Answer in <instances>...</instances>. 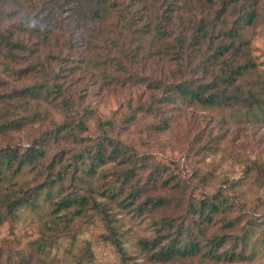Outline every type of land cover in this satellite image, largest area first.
Wrapping results in <instances>:
<instances>
[{"label":"trees","instance_id":"16d2710c","mask_svg":"<svg viewBox=\"0 0 264 264\" xmlns=\"http://www.w3.org/2000/svg\"><path fill=\"white\" fill-rule=\"evenodd\" d=\"M144 1L0 0L2 63H18L23 52L33 54L40 46L61 52L64 43L69 51L64 58L71 61L68 67H62L65 70L56 71L43 62L30 63L20 69L18 76L41 77L38 73L42 68L43 77L30 86L12 89L6 99L0 95V131L20 129L32 113H48L47 103L56 105L66 116L55 130L26 151L0 153V177L9 170L6 164L13 163V174L26 167L35 168L37 181L31 189L21 185L14 193L0 197V223L3 218L18 217L19 210L35 209L41 194L57 187L56 200H50L53 213H61L54 214L49 224L56 235L70 232L74 219L85 218L88 225L94 223L95 217L104 216L110 232L108 240L116 246L123 263L125 252L115 226L110 224L116 221L110 212L117 205L126 208L132 203L137 213L164 212L156 221L152 236L138 240L150 261L170 264L196 256L223 263L248 260L259 247L264 248V214L257 216L246 211L221 190L198 201L184 198L185 194L177 192L182 186L167 179L162 186L168 194L147 195L134 202L145 191L131 182L140 168L133 158L136 154L107 129L94 141V150L84 146L70 155V148L63 147L52 161L45 164L42 160L51 138L71 142L73 137L74 145L81 142L73 131L83 129L80 120L93 113V109L82 106L78 109L73 98L78 92L72 86L77 81L76 70L83 67L91 69L100 85H131L159 93L147 107L142 103L137 108L130 107L132 113L126 121L139 110L162 117V107L177 101L227 107L238 115L264 121V78L255 75L257 64L245 55L248 40L241 31L256 16L252 8L256 0H247L235 11L230 0H189L192 10H188V0L184 1L185 8L183 0H153L154 6ZM65 11L70 30L61 39L56 32ZM231 12L236 17L229 23ZM11 19L17 22L14 26L6 24ZM29 101H35V108L28 105ZM163 122L166 126V120ZM156 125V129L164 127ZM99 169H110L109 182H100L106 174L101 172L98 177ZM160 171L156 167L152 173L158 175ZM255 180L264 190V179L256 175ZM127 185L130 191L122 198ZM81 189L84 192H79ZM33 243L34 240L30 245Z\"/></svg>","mask_w":264,"mask_h":264},{"label":"rangeland","instance_id":"374dc122","mask_svg":"<svg viewBox=\"0 0 264 264\" xmlns=\"http://www.w3.org/2000/svg\"><path fill=\"white\" fill-rule=\"evenodd\" d=\"M246 1L230 0V7L235 11ZM144 3L154 6L153 0H145ZM187 6L188 10H192L189 0ZM252 8L256 16L251 24H244L241 30L242 37L248 40L245 55L256 62L258 72L255 75L260 74L264 78V0H256ZM65 13L67 12L61 13L64 21L57 25L59 30L56 36L61 39L70 30V25L67 24L69 15ZM235 17V13L231 12L229 23ZM16 23L11 19L6 24L14 26ZM64 44L61 52L53 47L42 46L33 54L23 52L18 63L7 60L2 63L0 59V95L6 99L12 89L30 86L36 79L43 77L42 68H39L38 73L41 77L31 74L18 76L20 69L30 63L39 65L37 62H43L55 71L68 67L70 60L64 58V55L69 51ZM48 53L60 57L54 58ZM91 72L90 68L77 69V81L72 84L77 88V94H80L73 96L75 106L78 109L81 106L93 109L92 115L80 120L83 129L79 127L81 129L73 131L81 142L74 145L73 137L71 142L54 141L51 138L46 147L47 153L42 159L45 164L55 159L54 155L63 147L70 148V155L84 146L94 150V141L107 129L110 135L120 137L125 146L136 154L133 158L140 168L131 182L144 187L145 191L134 202L143 200L147 195L168 194L162 186L163 180L167 179L169 183L177 182L182 186L177 192L185 194L184 198H195L198 201L207 194L221 190L236 199L246 211H252L257 216L264 214V190L255 180L256 175L264 179V121L238 115L227 107L185 104L184 101L163 106L165 112L162 117L139 110L133 113L130 121H126L132 113L130 107L137 108L141 103L147 107L159 93L147 92L143 87L131 85L106 87L100 85L101 81ZM34 102L29 101L28 105L35 108ZM0 105L2 106L1 103ZM46 105L48 113L42 110L32 113L20 129L0 131V153L11 151L20 154L26 151L35 141L45 137L65 120L64 111L52 103ZM107 120L112 123L104 124ZM165 120L166 126L163 122ZM158 123L164 127L156 129ZM0 163L3 164L2 160ZM6 165L9 170L0 177V197L14 193L21 185L28 189L35 186V168L31 170L26 167L22 172L13 174L11 171L15 164ZM156 167L161 169L158 175L152 173ZM109 170L99 169L98 177L101 172L106 174L105 178L101 177L100 182H109ZM205 177L207 179L202 181ZM129 191L130 186L127 185L121 197L126 196ZM57 193V187H53L51 192L41 194L34 210H19L15 219H2L0 264H168L150 261L138 244V240L152 236L156 221L164 212L145 210L137 213L133 209L135 203L126 208L117 205L111 210L116 221L110 224L115 226L126 256V263H123L116 246L108 240L110 232L105 225L104 216L103 219L95 217L94 223L90 222L88 225L84 222L85 218L74 219L70 232L56 235L49 224L54 214L61 213H53L52 209ZM51 197L54 199L50 200ZM98 198L100 199L99 196ZM33 240V245H30ZM170 264H264V248L259 247L253 257L240 262H212L196 256L192 259L181 258Z\"/></svg>","mask_w":264,"mask_h":264}]
</instances>
